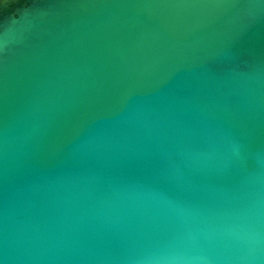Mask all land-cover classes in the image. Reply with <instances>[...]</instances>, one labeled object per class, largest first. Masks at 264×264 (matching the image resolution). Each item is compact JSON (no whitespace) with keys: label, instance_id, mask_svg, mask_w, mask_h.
Returning <instances> with one entry per match:
<instances>
[{"label":"water","instance_id":"obj_1","mask_svg":"<svg viewBox=\"0 0 264 264\" xmlns=\"http://www.w3.org/2000/svg\"><path fill=\"white\" fill-rule=\"evenodd\" d=\"M0 264H264V0H0Z\"/></svg>","mask_w":264,"mask_h":264}]
</instances>
